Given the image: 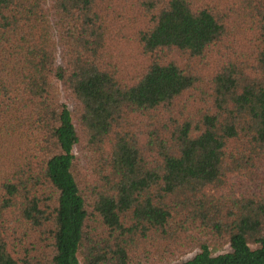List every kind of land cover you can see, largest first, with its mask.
<instances>
[{"label": "trees", "instance_id": "1", "mask_svg": "<svg viewBox=\"0 0 264 264\" xmlns=\"http://www.w3.org/2000/svg\"><path fill=\"white\" fill-rule=\"evenodd\" d=\"M142 262L264 264V0H0V264Z\"/></svg>", "mask_w": 264, "mask_h": 264}, {"label": "rangeland", "instance_id": "2", "mask_svg": "<svg viewBox=\"0 0 264 264\" xmlns=\"http://www.w3.org/2000/svg\"><path fill=\"white\" fill-rule=\"evenodd\" d=\"M62 99H64L63 96H62ZM228 249H229L228 247H225V248H224L223 250H221L220 252H222V251H227ZM193 254H194V253L187 254V255L181 257L180 259H181V260L188 259V258L192 257ZM180 259H179V260H180ZM141 264H147V263L142 262Z\"/></svg>", "mask_w": 264, "mask_h": 264}]
</instances>
